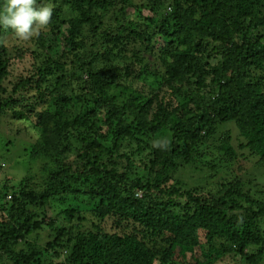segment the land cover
I'll use <instances>...</instances> for the list:
<instances>
[{"label": "trees", "instance_id": "16d2710c", "mask_svg": "<svg viewBox=\"0 0 264 264\" xmlns=\"http://www.w3.org/2000/svg\"><path fill=\"white\" fill-rule=\"evenodd\" d=\"M52 3L31 42L12 45L0 30V119L19 123L16 137L32 133L25 153L50 176L0 184V264H214L228 254L260 264L264 0ZM156 53L162 73L145 65ZM232 128L254 159L251 178L208 196L174 176L215 168L203 161L209 144L235 159ZM161 139L166 150L152 147ZM52 196L73 199L64 212L80 222L38 213ZM86 205L92 228L81 224Z\"/></svg>", "mask_w": 264, "mask_h": 264}, {"label": "rangeland", "instance_id": "374dc122", "mask_svg": "<svg viewBox=\"0 0 264 264\" xmlns=\"http://www.w3.org/2000/svg\"><path fill=\"white\" fill-rule=\"evenodd\" d=\"M63 6L64 9L68 8L66 5ZM129 11L131 16L135 15L134 10L129 9ZM147 13L148 12L144 10V14ZM14 42L17 41L13 37L11 38V44ZM160 42L163 43V39ZM145 62V65L148 68L162 73V61L160 60L158 53L154 55L147 54ZM16 124L19 123H12V119L9 116H5L0 119V184L6 183L4 180H10L9 183L11 186L17 187L19 181L26 174H28L32 178L33 185L43 186L44 182H42V180H49L50 178V176L48 177V174H46L48 172L45 171L46 173H43L41 170V162L35 161L33 163L29 156L25 153V148L30 145L33 139L30 137L32 133L24 131L17 134L16 137L15 131L18 126ZM229 133L232 136V144L237 149V132L234 128H232ZM205 152L209 154L203 159L204 162L209 161L205 164V166L208 163L215 162V168H205L202 164L196 163L191 167H179V171H177L174 176H178L180 179H184V181L188 182V187H198L199 192L208 196H212L220 188L219 184L225 180L233 179L238 175L244 177L245 179L253 176L251 166L254 159L248 156L246 152L237 149V157L232 160H229L224 153H221L215 147H212L211 144L206 145ZM139 196H141V194ZM72 205H75L73 199L64 202L63 200H59V197L52 196L48 199L47 205L43 209L41 208L38 210V213L44 215L46 220L53 218L58 226L63 225L67 227L71 226L73 222L75 224L80 222L77 220L72 222L66 218L64 209ZM92 207V205H86L85 208H81L83 214L82 216H84L81 222L83 228H92L90 220L92 217L90 213L93 209ZM45 234L46 232L44 230H40L39 233H35L36 240H40L38 242L44 244L46 241L44 237ZM255 250L256 249L253 248L250 252L255 253ZM64 255L65 254L63 252L61 256L64 257ZM155 264H159V262H156ZM214 264L250 263L245 262L240 255L233 256L228 254L217 260ZM260 264H264V260Z\"/></svg>", "mask_w": 264, "mask_h": 264}, {"label": "clouds", "instance_id": "9594fccd", "mask_svg": "<svg viewBox=\"0 0 264 264\" xmlns=\"http://www.w3.org/2000/svg\"><path fill=\"white\" fill-rule=\"evenodd\" d=\"M54 9L52 0H0V30L10 32L18 43L31 42L47 28ZM168 146L166 139L152 141L155 149Z\"/></svg>", "mask_w": 264, "mask_h": 264}]
</instances>
